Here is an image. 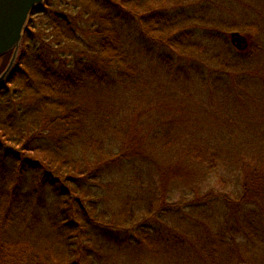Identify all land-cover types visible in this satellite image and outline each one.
<instances>
[{
	"label": "trees",
	"instance_id": "trees-1",
	"mask_svg": "<svg viewBox=\"0 0 264 264\" xmlns=\"http://www.w3.org/2000/svg\"><path fill=\"white\" fill-rule=\"evenodd\" d=\"M75 1L78 19L51 11L58 0H46L49 35L30 27L16 70L0 88V264H256L253 249L264 242L257 225L264 220V116L244 120L227 115L230 105L210 104L205 126L183 117L187 109L170 118L162 110L150 115L145 132L120 131L115 140L111 125L125 123L111 115L112 124H102L105 112L84 94L105 91L116 100L126 89L137 94L129 95L133 107L149 90L161 93L153 73L144 76L142 54L185 83L200 79L210 99L241 97L264 88V66H254L264 63L263 37L248 34L252 46L235 49L223 30L197 36L191 26L202 19L186 0ZM62 43L84 50L62 55ZM169 126L193 136L169 151ZM160 151L185 162L153 173L151 157ZM117 184L141 196L119 207L97 200L103 185ZM201 193L202 214L174 213ZM237 208L245 210L246 227L230 219Z\"/></svg>",
	"mask_w": 264,
	"mask_h": 264
},
{
	"label": "rangeland",
	"instance_id": "rangeland-1",
	"mask_svg": "<svg viewBox=\"0 0 264 264\" xmlns=\"http://www.w3.org/2000/svg\"><path fill=\"white\" fill-rule=\"evenodd\" d=\"M188 1L189 10L192 14L196 16L197 18L201 17V21L198 22V24H193L191 28L195 29V32H197V36H201L206 31L214 32V29L220 30L225 33L224 36L228 42V44H233L232 46L237 49V43L232 42L233 37L232 34L238 33L241 38H244L245 43H242L243 45H246L248 42L249 48L252 46V43L254 41L253 38L248 36V34H252L254 32H259L261 37L264 39V0H186ZM75 10V14H73ZM53 12H59L61 14L67 13L72 14L75 18L78 19L82 13V6L78 5V3L75 0H58L52 7ZM205 11V12H204ZM194 13V14H193ZM203 17V18H202ZM205 17V18H204ZM196 18V19H197ZM51 21L47 17V13L45 14L43 11L34 14L33 17L30 19L29 22V28L31 27L32 31H35L37 34H42L43 36L49 35V32H46L47 27L50 25ZM87 22H85L83 19L81 20V24L86 25ZM209 23V24H208ZM235 24L234 27L231 28L229 24ZM247 25L253 26V29L250 27L247 31V28H245ZM212 26V27H211ZM86 27V26H83ZM205 28V29H203ZM251 31V32H250ZM47 38V37H45ZM260 43V42H259ZM220 48V46H217ZM82 47L77 45L75 46L73 43H62L58 46V51L63 55L64 50L69 52L70 50H84L81 49ZM60 54V55H61ZM140 54V53H139ZM141 58L143 60L144 64V76H151L153 73V77L155 78V84L161 90V93L154 89V91L149 90L146 100L142 103L141 98L138 103L133 104L136 106L131 107V100L129 95L137 96L135 92L128 93V91L123 90L125 93H122L121 97L118 99H110L108 96L110 93L101 91L102 93L97 94L91 91H88L89 93L84 94V98L86 103L89 106H101L100 108L103 110V116H101V123L111 125L112 123L108 121V116L111 115H117V120L119 122H124V125H111L112 131L108 133V135L114 137L113 139L117 140L118 133L120 132V135L122 137H128V136H134L138 132V128L140 130L142 129L143 132L148 130V126H150V120L152 119L151 116L156 114L158 111L164 110V115L170 117H175V112L172 111H180L181 109H187V111L181 110L180 113L183 117L189 118H197L205 123V126H208V123L210 121V114L205 113L207 112V109H205L207 106H210V104L213 105V107L221 108V105H230V112L227 114L228 116L234 117L237 116L241 119H248L252 118L256 122H260L261 118L264 116V88L259 84L256 83L253 86H260L263 89L260 88H251L250 90L246 91L241 97H238V95L233 94L231 99L228 100L227 98H221L219 99V94L214 95L217 96V100L210 99L208 96V91H206V87H203L201 85V80L197 79L194 83H185L186 81L183 80L184 78L181 77H174L172 74H168L166 71H164L159 65L155 62H150L146 57L142 54H140ZM194 56H196L194 54ZM258 57H262L264 59V45L260 47V51L258 54ZM12 58V53L8 54L6 57H3L0 59V75L8 68ZM19 59V57H18ZM155 59V57H154ZM153 59V60H154ZM18 61V60H17ZM256 68H263L264 63L262 61H257L254 65ZM17 67V66H16ZM202 68L208 74L207 68L203 65ZM264 76V68L262 77ZM228 77V76H227ZM226 77V78H227ZM261 82V81H260ZM122 88L121 86H119ZM119 87H116V90H120ZM105 90V89H103ZM186 92V93H185ZM97 94V95H96ZM159 94L157 97L159 100H155L154 97ZM140 97V96H139ZM214 97V98H215ZM119 100V101H118ZM139 105H141L143 115L141 118H139ZM153 105V107H151ZM140 107V108H141ZM226 111V110H225ZM255 112V115L254 113ZM221 113V112H220ZM151 115V116H150ZM138 116V117H137ZM258 116H261L258 118ZM209 118V119H207ZM264 118V117H263ZM212 119V118H211ZM235 119V118H234ZM116 121H114L115 123ZM195 121L192 122V124ZM246 122V121H245ZM247 123V122H246ZM119 124V123H118ZM152 126V125H151ZM170 132H172L171 137V145L167 142H165V145L168 146V150L171 151L173 147L178 149L179 145L185 144L188 142V138L193 136L194 131L193 130H183L179 129V127H173ZM179 129V130H178ZM245 133H251L245 131ZM165 145H160V147L165 148ZM166 149V148H165ZM151 150V149H150ZM160 151V154H158L155 159L151 157L152 160V168L154 169L153 173H157L161 167L167 166L175 161V164H184V159L180 158L178 155H174L170 152ZM185 158V156L183 155ZM183 159V162H182ZM128 164V163H127ZM134 166L133 163L129 164V166ZM126 166V165H125ZM137 166V165H135ZM127 167V166H126ZM146 172V170H145ZM186 174H191V172H187ZM219 177L216 178V181H218ZM229 183V179L227 177H224V180ZM121 185V186H120ZM104 186V192H103V199L102 197H97L98 201H105V203H108V205H112L115 207H119L120 203L126 199H137L141 194L138 191H130L127 190L125 187H123L122 184H117L114 187H109L107 185ZM95 189V187H94ZM204 193L199 194L198 197L195 196H189L188 198L184 199L181 203L182 205L175 209L174 213L177 214V216H182L184 214V217L186 219H191L195 215L202 214V211H204ZM191 205V206H190ZM193 206V207H192ZM240 210V211H239ZM245 210L237 208L235 213L230 216V219L232 222H234L236 225H240L241 227H246V223L244 222V217H242L243 212ZM187 212V213H186ZM260 212V211H259ZM258 212V213H259ZM190 213V214H189ZM264 214V212H263ZM264 219V215H261ZM260 229L264 230V220L259 222L257 224ZM258 234H261L259 232ZM262 244V245H261ZM261 244H257L255 250V253H257L254 258V263L256 264H264V242ZM251 246H249L250 248Z\"/></svg>",
	"mask_w": 264,
	"mask_h": 264
},
{
	"label": "water",
	"instance_id": "water-1",
	"mask_svg": "<svg viewBox=\"0 0 264 264\" xmlns=\"http://www.w3.org/2000/svg\"><path fill=\"white\" fill-rule=\"evenodd\" d=\"M46 0H0V58L12 53L8 68L0 75V88L11 78L17 66L20 48L30 19ZM238 47L244 41L238 33L232 34Z\"/></svg>",
	"mask_w": 264,
	"mask_h": 264
}]
</instances>
